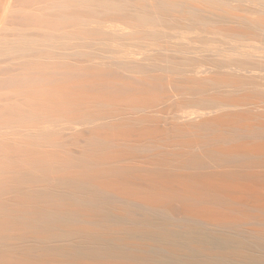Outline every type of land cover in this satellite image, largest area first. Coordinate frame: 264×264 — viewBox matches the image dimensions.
<instances>
[{"label":"bare ground","instance_id":"1","mask_svg":"<svg viewBox=\"0 0 264 264\" xmlns=\"http://www.w3.org/2000/svg\"><path fill=\"white\" fill-rule=\"evenodd\" d=\"M32 2L0 38V264H264V3Z\"/></svg>","mask_w":264,"mask_h":264},{"label":"rangeland","instance_id":"2","mask_svg":"<svg viewBox=\"0 0 264 264\" xmlns=\"http://www.w3.org/2000/svg\"><path fill=\"white\" fill-rule=\"evenodd\" d=\"M27 1H29V0H0V38L2 37V35H4L6 32H8L7 31L8 29L12 28L11 18L12 17L14 18L15 14L24 12L23 10L25 8H26V10H28L29 9L28 3L30 5H31V3H32V5L34 3V2H32V0H30V2H27ZM261 2L264 3V0H261ZM25 3L28 5V7H26ZM33 6H36L35 3ZM14 7H16L17 9L15 8V10H14ZM18 9L20 12L18 11ZM13 12H16V13L14 14ZM3 26H5L6 28L8 26L7 30ZM3 28H4V30H3Z\"/></svg>","mask_w":264,"mask_h":264}]
</instances>
